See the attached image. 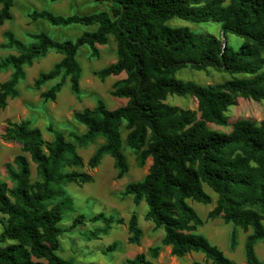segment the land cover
I'll use <instances>...</instances> for the list:
<instances>
[{"label":"trees","instance_id":"trees-1","mask_svg":"<svg viewBox=\"0 0 264 264\" xmlns=\"http://www.w3.org/2000/svg\"><path fill=\"white\" fill-rule=\"evenodd\" d=\"M14 1L0 0V26L12 19ZM94 1L108 2L109 9L91 14L58 15L46 9L27 13L30 21L43 19L56 26L96 24L95 30L84 31L74 40H58L39 32L32 34L34 42L26 44L12 32L4 33L6 46L16 53L0 59V71L11 69L8 79L0 82V109L17 94V85L25 77L24 67L50 49L61 57L34 79L38 90L55 80L39 96L54 100L66 80L70 91L78 95L79 47L88 45L91 56H97V45L107 44L109 36L116 43V58L95 74L103 79L123 73L112 83L110 93L126 101L109 109L97 99L92 108L75 111L74 119L85 130L69 131L72 141L51 125L48 130L53 139L45 140L29 119L6 120L2 138L17 141L21 153L5 164L10 185L0 180V264H72L57 254L61 234L74 231L87 220L102 222L103 227L84 234L90 240L106 234L112 224L123 223L122 218L99 212L89 218L79 213L69 225H60L63 214L73 207L64 185L92 180L90 173L73 169L84 164L76 145L84 146L103 137L88 166L96 167L109 154L116 177L127 172L120 132L123 123L128 130L125 142L136 153L137 165L143 166L147 158L151 163L141 180L124 186L122 195H132L135 204L142 200L146 203V218L163 228L160 243L170 246V254L181 257L200 252L212 264H234L197 232L203 221L188 200L210 203L205 184L217 194L207 218L220 217L243 231L250 229L243 243L245 264H260L255 244L264 241V117L258 122L236 119L229 132L213 130L208 124L227 125L225 112L237 97L264 100V0ZM174 17L218 22L223 37L233 33L242 38V44L232 48L215 35L168 25ZM185 67L213 68L232 77L206 85L175 78V72ZM169 95L195 97L198 112L165 102ZM26 154L35 164L33 181ZM127 229V242L138 243L141 229L134 213L128 218ZM235 244L233 231L230 246ZM114 248L115 244L107 246V250ZM158 251L159 245L149 247L147 253L135 254L126 264H152L147 254L155 258Z\"/></svg>","mask_w":264,"mask_h":264},{"label":"rangeland","instance_id":"rangeland-1","mask_svg":"<svg viewBox=\"0 0 264 264\" xmlns=\"http://www.w3.org/2000/svg\"><path fill=\"white\" fill-rule=\"evenodd\" d=\"M32 9H46L58 15L91 14L108 10L109 4L94 0H15L11 8L12 19L5 21L0 26V59L8 54L16 53L14 48L6 46L4 35L6 31L12 32L15 38L29 44L34 42L32 34L39 32H45L58 40H74L84 31L96 29V24L56 26L43 19L30 21L27 13ZM167 24L170 26H187L196 33L215 35L222 40L225 39L232 48L240 47L243 41L239 36L229 32L223 37L221 24L214 21L191 22L174 17L168 20ZM97 48V56H91V48L88 45L80 46L77 51L76 58L81 66L80 92L78 95H74L70 91L68 80L65 81L54 100H43L39 96V92L52 86L55 80L46 82L40 90L34 87L33 81L37 74L40 71L48 70L60 59L61 54L55 50H48L45 55L37 57L30 65L24 67L25 77L17 85V94L9 97L6 106L0 109V180L6 181L10 185L5 164L12 163L13 158L21 153L20 144L17 141L2 138L6 120L29 119L32 126L41 130L45 140L53 139L52 132L48 130V126L51 125L54 129L63 132L67 140L72 141L68 136L69 131L82 133L85 130V126L74 119L73 113L75 111H81L85 107L92 108L97 99H101L109 109L125 103L126 99L114 97L110 93L112 83L123 77V73L103 79L95 74V71L113 62L116 58V43L113 37L109 36L108 43L97 45ZM10 73L11 69L0 71V82L7 80ZM174 76L177 79L190 80L201 85L220 83L232 77L228 72L213 68L195 70L190 67L177 70ZM235 76L240 75L236 74ZM165 102L183 109L197 111V100L190 95H169ZM225 114L228 118L227 125L209 123V128L229 132L232 122L236 119L246 118L258 122L264 117V100L255 101L237 97L235 104L230 105ZM127 131L123 123L120 132L128 170L121 178L116 177L117 170L114 168L113 158L109 154H105L94 168L87 164L94 150L104 142L103 137H97L93 142L84 146L76 145L77 153L81 156L84 164L80 167H73V169L90 173L92 180L81 185L75 183L64 185L66 194L73 199V207L63 214L60 225H69L79 213L89 218L99 212L115 218H122L123 223H114L106 234H99L98 237L87 240L85 233L104 226L100 221L87 220L77 226L74 231L64 232L60 235V247L57 254L69 259L72 264H126L128 258L139 252L147 253L149 247L159 245V251L155 258H150L147 254L152 264H189L192 261L212 264L200 252H190L181 257L171 255L170 246L160 243L164 234L163 228L155 227L153 222L146 218L148 209L146 203L142 200L135 204L132 195H122L124 186L128 182L141 180L151 163V158H147L143 166L137 165L136 153L125 142ZM26 156L29 159L31 181H33L36 179L35 164L30 160L28 154ZM203 188L211 196L210 203L202 204L188 200V203L203 221L197 227V232L203 234L212 244L219 247L227 257L233 260L234 264H245L243 243L250 229L243 231L231 223L224 222L220 217L207 218V213L215 205L217 194L205 184ZM132 213L136 215L138 227L141 229L138 243L127 242L129 236L127 221ZM233 231L236 235V244L231 247L230 235ZM111 244H115V248L107 250V246ZM255 253L260 264H264L263 240H259L255 244Z\"/></svg>","mask_w":264,"mask_h":264}]
</instances>
